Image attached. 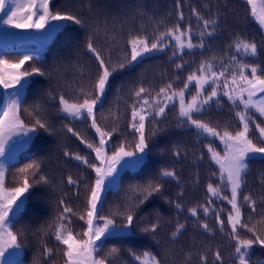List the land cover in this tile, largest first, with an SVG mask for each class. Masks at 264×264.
<instances>
[{"label": "trees", "instance_id": "16d2710c", "mask_svg": "<svg viewBox=\"0 0 264 264\" xmlns=\"http://www.w3.org/2000/svg\"><path fill=\"white\" fill-rule=\"evenodd\" d=\"M179 5L178 8L177 0H50L51 10L76 13L82 23L77 25L71 21L62 22L65 27L57 33L54 40L41 48L39 60L26 62L22 66L28 70L32 65L38 66L45 74L29 78L21 119L29 123L37 116L38 111L39 118L46 119L52 125L51 131L40 130L33 135L31 143L17 155V162L9 169L10 173H15L16 169L30 163L32 159H38L42 161V174L49 180L47 185H35L29 190L31 195L26 194L28 199L17 218L16 229L24 231L21 249L23 254L20 258L22 264H65L63 252L66 246L55 239L58 217L62 211L59 206L61 198L77 213L70 225L73 234L87 229L86 223L79 220V215L84 211L86 190L93 182L94 174L86 165L65 157L63 153L67 150L88 157L90 163L96 161L93 151L69 133L65 125L80 133L89 143L96 144L98 138L90 126V120L66 118L59 111L58 101L59 96L64 95L70 102H76L75 98L82 88L85 91L90 90L91 81L97 72V61L87 49L89 37H92L94 46L106 61L111 57L112 62L116 63L125 53L130 52V39L140 36L147 37L149 43L153 42L159 33L178 22L179 11L184 13V20L179 21L181 27L189 24L193 26V43L200 42L195 37L201 30L192 15L193 8L200 11L205 19L219 18L216 34L212 38L205 37L203 49H185L183 59H179L172 57L175 48L173 44L168 49L147 54L135 65L133 71L115 75L103 105L96 109L97 121L102 128L117 129L108 146L109 152L125 139L131 141L134 138L128 125L131 120L133 92L139 87L143 86L153 96L168 83H172L173 88L178 91L183 88L189 74L195 72L200 75L197 70L202 61L216 63L222 59L227 64L228 57L236 54L230 45L237 36L255 41L258 48L257 58L246 57L241 52L238 59L246 64L264 67V30L251 14L252 5L245 0H179ZM260 6L262 13L264 0H261ZM18 43L14 40L1 41L0 47H13ZM26 46L33 49L40 47L36 41L26 42ZM18 55L20 54L11 52L6 58L15 60ZM177 64H183V69L178 70ZM214 70H221L218 63ZM205 87L207 91L204 95H208L211 87ZM195 93L196 87L193 83L185 99L190 100ZM34 105H39L42 110H34ZM178 108V104L175 108L169 106L163 117L156 118L154 122L146 121V132L153 130V123L159 130L152 137L150 151L144 163L137 169L122 171L118 188L106 192L103 211L99 215L107 216L111 213L120 222L122 217L116 214L123 213L128 207H134L135 220L129 232L106 240L102 238L103 244L98 258L104 257L112 247H117L120 252L109 258L111 264H141L135 257L147 259L143 255L145 252L151 253L160 264H201L202 255L207 256L208 264H214V253L219 250L223 264H235L232 259L235 244L227 235V213L231 211V205L227 201L213 199L217 211L223 209V233L214 214L208 217L202 213L199 215V222H207L212 229L207 232L188 211L198 205H205L210 198L207 191L209 183L213 186L220 184L219 167L210 159L206 147L211 144L219 150L220 141L211 137L198 138L195 129H190L186 124L181 125ZM206 108L202 116L194 118L218 126L221 132L225 127L230 131L240 128L235 114L243 109L233 108L226 98L221 99L219 104L213 102ZM23 109L28 111L24 112ZM252 114L255 123L264 126V117L254 110ZM250 131V138L257 142L258 130L252 125ZM176 151L181 153L179 157L174 155ZM248 165V174L244 176L245 184L240 194L241 211L246 223L250 226L256 224L258 230L264 233V224L259 223L264 221V158L250 159ZM163 169H174L178 180L171 177L157 180ZM69 175L77 180L79 188L67 184ZM150 180L161 183L163 187L161 192L153 193L141 203L143 197L140 192H133V186L144 185ZM29 182H32L31 177ZM14 186L15 181L8 174L5 187ZM224 187L227 188L226 185ZM222 195L230 197V192L224 190ZM244 195H251L256 201L255 212L244 203ZM177 203L181 204V209L176 208ZM151 224L158 225L157 231L144 232L143 229ZM178 224H184L185 228L173 238L172 233ZM240 236L241 239L252 238V234L244 230H241ZM45 246L52 249L50 256L44 255ZM249 259L250 264H264V247L254 246Z\"/></svg>", "mask_w": 264, "mask_h": 264}, {"label": "snow or ice", "instance_id": "6c2138e0", "mask_svg": "<svg viewBox=\"0 0 264 264\" xmlns=\"http://www.w3.org/2000/svg\"><path fill=\"white\" fill-rule=\"evenodd\" d=\"M252 7V16L258 21L262 30H264V12L257 13L255 0H245ZM50 0H0V35L10 37L19 43L13 47H0V91H2L3 102L0 103V264H22V245L24 231L16 229L17 218L23 210L24 203L31 195L30 189L35 185H47L49 180L42 174L41 160L32 159L23 167L16 169L15 173H10L9 169L17 162V155L25 150L31 143L33 135L40 130L49 132L52 125L46 120L37 116L33 121L25 123L21 119L22 104L25 99V91L28 89L29 78L33 75L43 76L44 71L35 65L30 70L23 68L26 62L39 60L41 48L56 38L65 25L61 21H71L79 25L82 23L80 17L70 11H53L49 7ZM179 8V0H177ZM207 7V6H206ZM210 11V9H207ZM192 15L196 18L200 27V32L195 37L200 42L193 43V26L191 24L182 28L179 21L184 20L183 11L178 12V22L164 32L159 33L155 40L149 43L147 37L136 36L128 41L130 52L125 53L123 58L113 63L111 57L105 60L101 52L94 46L92 37L88 38L87 49L91 52L97 61V72L91 81L90 90L83 88L76 96V102H70L64 95L59 96V111L73 119H88L90 126L95 130L98 136V143L93 144L85 140L80 133L74 131L71 127L67 131L77 137L81 143L95 153L96 163H90L89 158L78 153H71L67 150L63 155L81 162L91 169L94 174L93 182L87 188L86 205L84 211L79 215V220L84 221L87 229L73 234L70 227L72 218L77 215L73 208L69 206L64 198L59 200V206L62 211L58 217L59 224L55 230V239L58 243L66 246L63 252L65 264H111L110 257L119 254L120 249L112 247L104 257L98 254L102 249L103 240L109 237L121 234L130 230L134 226V207H128L123 213L116 214L122 217L120 222L113 218V214L107 216L99 215L103 211L104 197L108 190L118 188L121 172L125 169H137L145 160L152 137L155 135V123L153 130L146 132V121H155L158 117H163L169 106L175 108L177 104L178 117L181 125H188L190 129H195L198 138L218 139L224 147V155L221 156L215 148L209 144L207 151L210 159L219 166L220 184L213 186L209 183L207 191L210 198L205 205H198L188 209L193 217L197 218L200 227L207 232L212 229L207 222H199V215L208 217L215 215L216 223L223 233L225 221L221 219L223 209L217 211L213 204V199L227 201L231 205V211L227 213V225L229 232L227 235L234 242V254L232 259L235 264H250V253L254 246L264 247V233H261L256 224L249 225L244 221L241 211L240 194L245 184L244 176L248 174V161L255 158H264V126L255 123V113L264 117V67L257 64H246L238 59L241 52L246 57L257 58V44L255 41H248L241 36L230 45L235 51V55L228 57V63L225 64L221 59L217 61L221 67L220 71H215L216 63L202 61L196 73L189 74L184 82L183 88L178 91L173 88L172 83L161 87L153 96L143 86L133 92L134 100L131 106V120L128 125L133 133V140L125 139L109 155V144L113 134L117 131L115 127L106 130L100 126L96 117V109L103 105V100L107 91L111 88V81L116 74L124 71H133L135 65L149 53L159 52L168 49L173 44L175 48L172 51V57L183 59L185 49H203L205 37L212 38L216 33L215 29L219 26V18L205 19L200 11L193 8ZM7 26V27H4ZM9 29H19V32H12ZM36 41L39 48H29L26 42ZM167 41V43H165ZM16 52L17 56L13 62L6 57ZM178 70H182L184 65L177 64ZM179 77H177V81ZM194 83L196 87L195 95L190 100H186L187 91L190 85ZM211 87V92L204 95L207 91L205 86ZM51 95V94H49ZM226 98L233 108H242V111L236 112L240 128L235 131L228 130L227 127L221 132L218 126H212L209 122L196 119V116H202L207 110L206 106ZM34 110H42L39 105L33 106ZM27 112V109H23ZM31 115V113H29ZM258 130L259 138L254 142L250 136V126ZM179 157L181 153L176 151L174 154ZM203 155L201 156V160ZM11 174L16 186L5 187L6 176ZM29 177L32 182H29ZM177 179L176 171L163 169L160 171L157 180L165 178ZM67 184L79 188L77 180L71 175L67 177ZM227 186L225 189L224 186ZM162 184L148 181L144 185H134L133 192H140L143 199L153 193H159ZM230 192V197L222 195V191ZM28 194V195H26ZM79 195V192H77ZM243 201L250 209L255 212L256 201L251 195H244ZM181 204L177 203L176 208L181 209ZM251 219V217H249ZM264 224V221L259 222ZM184 224H178L176 230L172 233L175 238L183 229ZM157 224H151L150 227L143 229L144 232H156ZM244 230L252 234L250 239H241L240 232ZM80 237V238H77ZM103 238V240H102ZM99 242V243H98ZM52 249L45 246L44 255L50 256ZM142 260L136 256L135 259L141 264H160L151 253L145 252ZM214 264H223L221 252L216 250L214 253ZM201 264H208L206 255L200 257Z\"/></svg>", "mask_w": 264, "mask_h": 264}, {"label": "rangeland", "instance_id": "374dc122", "mask_svg": "<svg viewBox=\"0 0 264 264\" xmlns=\"http://www.w3.org/2000/svg\"><path fill=\"white\" fill-rule=\"evenodd\" d=\"M260 3H261V0H255V8H256V11H257V13L259 14V13H261V10H260V8H261V6H260ZM251 7V6H250ZM252 7H253V5H252ZM251 13H252V8H251ZM0 15H2L1 13H0ZM62 22H64V21H61L60 23H62ZM4 27H7V26H4ZM10 31H12V32H19L20 30L19 29H9ZM12 40L13 39H11L10 37H7V36H3V35H0V42L1 41H6V42H12ZM15 41V40H14ZM13 62L15 61V60H12ZM1 97H2V102H3V95H2V91H1ZM1 102V103H2ZM72 102V101H71ZM58 104H59V101H58ZM60 106V105H59ZM64 114V113H63ZM66 115V114H65ZM94 130V129H93ZM94 133H95V130H94ZM97 138H98V136H97ZM98 143V142H97ZM221 144V143H220ZM216 150V149H215ZM221 156H223L224 155V147H223V145L221 144L220 145V149L219 150H216ZM111 154V152H109V155ZM93 155H94V160H95V153L93 152ZM209 156H210V154H209ZM96 161V160H95ZM215 163V162H214ZM218 166V165H217ZM219 167V166H218ZM127 232H129V230L127 231ZM125 233V232H124ZM122 234V233H121Z\"/></svg>", "mask_w": 264, "mask_h": 264}, {"label": "water", "instance_id": "95a60500", "mask_svg": "<svg viewBox=\"0 0 264 264\" xmlns=\"http://www.w3.org/2000/svg\"><path fill=\"white\" fill-rule=\"evenodd\" d=\"M0 95H1V91H0ZM0 101H1V97H0Z\"/></svg>", "mask_w": 264, "mask_h": 264}]
</instances>
